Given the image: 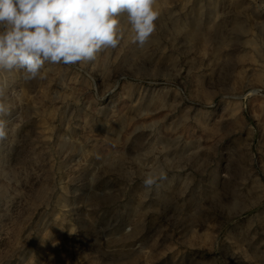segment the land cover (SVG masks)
Listing matches in <instances>:
<instances>
[{"label":"rangeland","instance_id":"obj_1","mask_svg":"<svg viewBox=\"0 0 264 264\" xmlns=\"http://www.w3.org/2000/svg\"><path fill=\"white\" fill-rule=\"evenodd\" d=\"M154 7L143 48L121 16L93 62L0 73V264H264V0Z\"/></svg>","mask_w":264,"mask_h":264},{"label":"clouds","instance_id":"obj_2","mask_svg":"<svg viewBox=\"0 0 264 264\" xmlns=\"http://www.w3.org/2000/svg\"><path fill=\"white\" fill-rule=\"evenodd\" d=\"M157 0H0V73L23 72L43 78L46 63L72 66L93 62L103 50L115 49L124 38L121 16L143 48L156 30ZM6 81H0V142L8 135L5 119ZM166 179L149 173L146 189Z\"/></svg>","mask_w":264,"mask_h":264}]
</instances>
